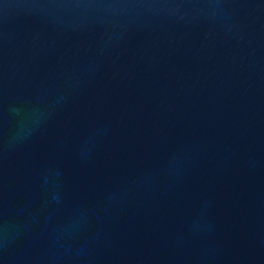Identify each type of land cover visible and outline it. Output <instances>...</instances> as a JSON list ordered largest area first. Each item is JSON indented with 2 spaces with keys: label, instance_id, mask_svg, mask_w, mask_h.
Returning a JSON list of instances; mask_svg holds the SVG:
<instances>
[{
  "label": "water",
  "instance_id": "95a60500",
  "mask_svg": "<svg viewBox=\"0 0 264 264\" xmlns=\"http://www.w3.org/2000/svg\"><path fill=\"white\" fill-rule=\"evenodd\" d=\"M0 264H264V0H0Z\"/></svg>",
  "mask_w": 264,
  "mask_h": 264
}]
</instances>
